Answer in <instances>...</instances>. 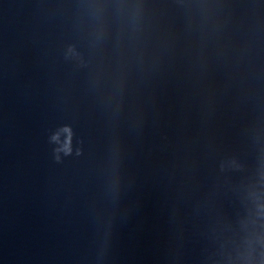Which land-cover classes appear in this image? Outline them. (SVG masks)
I'll list each match as a JSON object with an SVG mask.
<instances>
[{
	"label": "clouds",
	"instance_id": "9594fccd",
	"mask_svg": "<svg viewBox=\"0 0 264 264\" xmlns=\"http://www.w3.org/2000/svg\"><path fill=\"white\" fill-rule=\"evenodd\" d=\"M64 131L69 132V134H70V130L69 129L66 128V129H64ZM52 139L53 140H57L58 136H54ZM57 151H60V149H57ZM63 151H65V154H68V152L70 151V149L67 146V143L65 144V147H64ZM57 159H59L58 156H57Z\"/></svg>",
	"mask_w": 264,
	"mask_h": 264
}]
</instances>
